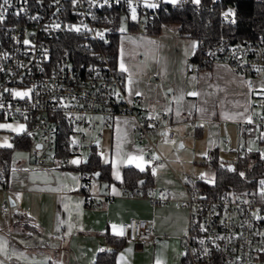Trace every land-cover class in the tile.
Returning a JSON list of instances; mask_svg holds the SVG:
<instances>
[{
  "label": "built area",
  "instance_id": "obj_1",
  "mask_svg": "<svg viewBox=\"0 0 264 264\" xmlns=\"http://www.w3.org/2000/svg\"><path fill=\"white\" fill-rule=\"evenodd\" d=\"M209 1L215 4L219 0ZM66 2L70 3L72 8L64 16L62 13L65 11ZM155 2L159 4L158 8H145L141 3L137 8V20L129 18L125 21L124 17L131 16L127 0H120L119 3L110 0L109 5H103L102 0H79L75 4L73 0H12L13 7L8 9L7 18L4 24L0 25V103L5 105L0 109V121H18L27 126V133L11 132L10 139L14 142L17 135L24 134L30 140L29 158L33 166L69 164L67 161L73 156L92 148L93 133L100 136L97 132L99 125H110L116 117L126 115L137 118V143L143 148L151 149L149 155L152 152L157 154L151 133H161L165 130V124L171 128L170 122L163 116V123L150 120V115L143 107L144 97L129 98L126 95L123 78L113 69L108 57L98 53L90 63L75 65L63 60L53 62L49 43L51 38L58 36L63 30L74 31L71 30L74 27H81L80 32L74 33L82 37L84 46L90 41L100 39L95 35L98 31H103L104 36L108 32L118 36L124 34L127 29L123 33L119 31L122 23L132 22L140 32L147 34L154 18L164 9V0ZM17 12L20 14L16 15ZM225 12L236 14V5L227 3L223 12L224 20L234 24L231 20L235 19V16L226 19ZM109 15L113 17L109 18ZM108 20L112 22L106 25ZM119 20L120 25L111 28L114 22ZM55 24H60L61 27L55 28ZM85 25L91 31L85 30ZM25 39L30 40L31 44H23ZM198 47L202 49L199 57L202 64H225L240 76L241 81H252L257 90L260 84L264 83V73L256 71V68H264V33L244 42H233L227 38H221L208 46L199 42ZM233 49L238 51L241 59L233 55ZM210 52L215 55H209ZM29 88L32 89V94L23 100L4 91ZM245 88L251 95L249 114L253 116L254 121L252 124L248 123L254 130L250 140L259 144L260 152H264V142L257 139L264 131V120L261 119V115H264V97L254 96L252 90L246 86ZM113 91L122 93L124 98L113 95ZM61 97L64 99L61 100ZM72 97L75 99H71ZM129 100L132 102L129 103ZM63 104L71 106L63 107ZM254 106L259 107L261 112H254ZM77 116H83L85 119L77 120ZM98 117L103 119H97ZM153 123L156 124L155 128L151 126ZM185 124L196 125L195 119L186 118ZM62 126L70 128L68 144L59 141L63 136ZM77 128L85 131L78 132ZM173 138L174 132L170 131L168 139ZM225 143L228 141L225 140ZM38 144L39 148L36 147ZM67 148L69 155H62ZM247 148L246 144L228 145L229 163L233 164L242 153H247ZM260 158L264 162V158ZM93 173H81V182L84 178L88 184L86 189L90 182L96 179ZM186 177L191 178L187 174L178 178L186 193L183 198H174L168 190L152 187L147 191L140 188L125 189L123 193L128 197H147L153 204L164 205L172 202L175 207L187 210L188 235L184 236L181 242L184 264H264V253L257 251L258 248L264 247V237L254 235L257 231L264 232V220H256L252 215L254 211H258L260 216H264V196L260 195L259 184L260 180H264V173L252 187L242 191L229 189L224 194L213 197L208 196L199 186L200 179L194 181L193 187ZM165 193L168 194L166 200L158 198L160 194ZM85 199L90 206H99L93 196L86 194ZM0 210L6 216L9 211L8 204L3 202ZM198 224L207 226L208 231H199ZM121 225L126 227L125 235L118 236L120 240L145 244L155 239L152 220L131 217ZM132 225L136 227L133 228ZM217 235L231 237V240H216L214 244L212 240ZM51 237L61 241L66 239L65 234ZM200 239H205V244L201 245ZM216 244H219L220 248H216ZM205 248L208 249V255L204 254ZM104 251L103 246L98 248L99 253Z\"/></svg>",
  "mask_w": 264,
  "mask_h": 264
},
{
  "label": "crops",
  "instance_id": "obj_2",
  "mask_svg": "<svg viewBox=\"0 0 264 264\" xmlns=\"http://www.w3.org/2000/svg\"><path fill=\"white\" fill-rule=\"evenodd\" d=\"M125 27L127 32L118 36V50L121 46L124 47L126 66L138 80L139 90L144 93L145 111L153 115L154 107L163 108L169 102L174 108L175 103L172 97L183 92L185 107L195 104L197 107L206 108L211 113L207 120L202 121L199 112L194 111L189 116L185 111L182 122H177L174 114L160 113L161 117H166L171 124L174 132L172 140L175 142L178 140L179 146L183 144V147L190 144L192 158L189 162L182 159L180 154L172 148L173 144H165L161 151L157 150V143L164 141V138L161 137L160 131L151 133L156 152L166 166L158 171L156 177L152 176L153 181L146 191L151 187L162 188L168 190L174 198H183L186 194L185 190L178 182L179 180L174 182V179H177L176 172L214 174L213 167L207 161L208 157H205L203 153L218 149L220 158L222 145L227 158L225 164L231 165L228 161L227 146L235 142L239 146L243 144L248 146L251 142L250 137L254 130L246 120L223 119L225 112H244L248 115L251 110L250 92L245 86H241L240 76L225 64L213 63L196 69V64L191 62L193 54L186 53L189 42H198V40L181 35L177 24L164 23L160 32L155 34L142 33L136 27L128 29L126 24ZM148 41H155L156 44L151 45ZM118 57L119 51L116 70L123 78L126 93L127 73L119 71ZM193 77H196L195 81ZM169 88L172 89L171 92L168 91ZM189 90L201 92V96L186 95ZM256 95L254 93V96ZM245 105H247L246 110ZM189 117L195 119L196 125L203 123L204 126L193 128L186 125L185 119ZM123 121H135V126L127 129V142H124L123 138V131L127 127L122 123ZM160 122H163L162 119ZM136 126L137 118L134 116H119L110 125H99L97 132L100 136L93 133L91 139L98 153H104L103 157L100 155V159L102 163L110 164L111 171L110 182L96 177L89 184L87 193L99 202V206H90L87 203L86 194L81 189V174L78 170L51 164L35 167L30 162L27 149H22L26 151L14 149L11 153L10 170L5 184H0V205L6 202L9 206L6 216L0 210V235L11 241V247L17 251L34 255L37 259L51 257L48 264H60V262L62 264H94L99 254L98 248L103 246L107 251L112 248L107 241L108 238L118 239L113 225H116L118 230L124 221L135 217L153 221L155 239L145 244L124 241L116 252L115 264H156L158 259L163 264H184L181 242L185 236L184 232H188L187 210L175 207L172 202L164 205L153 204L147 197L126 196L123 191L127 188L122 187L123 169L127 166L135 168L134 165H122L120 167L122 180L115 179V168L118 163L115 161V153L118 143L126 152L143 148L136 141ZM9 140L13 144L10 137ZM225 140L228 143H225ZM173 153L178 155L173 156ZM245 154L247 153H242L240 158ZM22 156L25 158H21ZM201 159L212 169L206 166L198 171L191 166V162L199 164L197 160ZM20 169L27 171H20ZM72 177H78V179L74 180ZM104 185L112 187H104ZM61 186L63 191L60 190ZM112 188H115V192ZM62 197H70L73 201L71 215L76 220V226L70 235H66V225L59 231L56 230L58 221L67 220L69 217V211L65 209ZM77 200L82 202L78 209L75 208ZM60 234L66 235L65 241L51 237ZM9 264H24V262L20 260L9 262Z\"/></svg>",
  "mask_w": 264,
  "mask_h": 264
},
{
  "label": "trees",
  "instance_id": "obj_3",
  "mask_svg": "<svg viewBox=\"0 0 264 264\" xmlns=\"http://www.w3.org/2000/svg\"><path fill=\"white\" fill-rule=\"evenodd\" d=\"M37 1V0H33ZM227 3H232L237 7L235 14L236 22L228 23L223 18V12ZM72 5L66 2L64 6V16L70 11ZM111 17L112 15H109ZM112 20L105 22L109 25ZM164 23H174L178 25L181 35L197 38L198 44L202 42L204 46L212 45L221 38L230 39L233 42H244L254 39L258 34L264 33V0H219L215 4H211L209 0H201L200 5H195L190 0H183L180 4L164 3L158 15L154 18L149 34L160 32ZM120 20L115 21L111 28L118 27ZM128 29L137 28L134 23L126 24ZM118 34L108 32L104 39L90 41L86 46L83 45V39L74 31L63 30L58 36L49 40L52 52V61H65L71 65L82 62L90 63L96 54H105L111 66L115 71L118 56ZM202 49L196 48L195 54L191 58V62L196 64L199 69L208 66L200 61ZM118 72V71H117ZM119 73V72H118ZM120 74V73H119ZM63 136L60 142L68 144L70 128L62 126ZM259 151L247 152L244 156L233 162L236 172L229 170V164H225L218 156V149L211 150L208 154L211 159L207 158L208 163L214 169L215 184H209L206 180H200L199 186L207 193L208 196H219L227 192L229 189L242 191L252 187L258 177L264 173V162L261 160L260 145ZM13 148L0 147V184H5V180L9 173L11 153L14 149H30V140L24 134L17 135ZM62 155L68 156V148ZM87 161L86 163L83 161ZM224 164L225 167L220 165ZM61 168L76 169L83 172H99V179L110 182L111 171L110 164L102 163L96 146L93 144L88 154L84 157L80 165H65ZM239 172H244L245 177H240ZM144 181L143 184L139 183ZM152 175L149 170L140 172L133 166H127L123 169L122 187L134 190L140 188L145 191L152 183ZM87 182L82 178L81 189L87 193ZM108 243L112 248L104 253H99L94 260V264H115V255L118 249L123 245L124 240L114 237L108 238Z\"/></svg>",
  "mask_w": 264,
  "mask_h": 264
},
{
  "label": "snow or ice",
  "instance_id": "obj_4",
  "mask_svg": "<svg viewBox=\"0 0 264 264\" xmlns=\"http://www.w3.org/2000/svg\"><path fill=\"white\" fill-rule=\"evenodd\" d=\"M79 0H73V3H78ZM116 3H119L120 0H115ZM168 3L171 4H180L183 2V0H167ZM191 3L195 4V5H200L201 4V0H190ZM103 5H109L110 4V0H102ZM130 12H131V16L130 17H124L123 19L126 21L129 18L133 21L137 20V8L139 7V5L142 3L143 6L145 8H149V9H156L159 7V4L155 2V0H127ZM13 7L12 5V0H0V25H3L6 18H7V14H8V9ZM20 13L17 12L16 15H19ZM224 16L226 19H228L229 17H234L235 13L233 12H225ZM33 19H37V17H33ZM232 23H235V19L231 20ZM55 28H60L61 25L60 24H55L54 25ZM85 28V30L91 31L90 29H87V26H83ZM76 32H80L81 31V27H74L73 29ZM120 32H125L126 31V27H121L119 29ZM96 36H98L100 39H104V32L103 31H98L95 33ZM23 44L25 45H30L31 41L28 39H25L22 41ZM149 44L151 45H155L156 42L155 41H148ZM198 47V42L195 41H190L189 45H188V51L186 54H195V49ZM119 57H118V68L119 71L121 73H127V80H126V94L129 97H133V96H143L144 93L141 92L139 90L138 87V80L134 78L133 73L130 71V69L126 66V58H125V50L124 47L121 46L119 48ZM46 50H45V55H46ZM147 55V53H146ZM209 55H215V53H209ZM233 55L236 56L238 59H241L238 55V51L236 49H233ZM153 58H155V56H153ZM246 63V61H243ZM228 71H231L230 69H226ZM61 71H63V68L61 69ZM256 71L258 73H264V68H256ZM210 75V74H209ZM193 81L196 80V77L192 78ZM241 86H246L248 89L252 90L254 93H256L257 95H260L262 97H264V83H261L259 86V89L257 90L254 87V84L252 81H247V80H242L241 81ZM5 92H8L10 95L20 98V99H27L31 96L32 94V89L29 88L28 90H24V91H14L12 89H4ZM169 92L172 91L171 88L168 89ZM113 95H116L118 97H120L121 99L124 98L123 94L117 91H113L112 93ZM0 95H2V93H0ZM186 95L188 96H192V97H199L201 96V92L195 91V90H189ZM184 96L185 93L180 92L177 96L172 97V101H174L175 103V107L173 108L172 103L169 102L168 105H166L163 108L160 107H154L152 109V113L153 115L149 116L150 120L153 121H161V112H165V113H169V114H174V116L177 119V122H182L183 120V113L186 111L188 112V115L191 116L192 113L195 112H199L200 113V119L203 120H207L209 115H211V113L208 112V110L204 107H197V105L193 104L191 105V107H185L184 105ZM64 98L61 97V100H63ZM71 99H75V97H72ZM132 100H129V103H131ZM71 105L69 104H63V107H70ZM5 105L0 103V109L4 108ZM82 107V106H81ZM245 110L247 109V105L244 106ZM15 111H20V109H15ZM75 119L77 120H83L85 119V117L83 116H77L75 117ZM97 119H103L98 117ZM223 119L225 120H239V119H244L246 120L247 123L252 124L254 123L253 121V116L251 114L249 115H245L244 112H235V113H228L225 112L223 114ZM261 119L264 120V115H261ZM125 126V129L123 131V138H124V142H127V136H128V127H132L135 126V121H123L122 122ZM163 123V122H162ZM152 127H156V124L153 123L151 125ZM193 128L194 127H203L204 124L201 123L199 125H191ZM0 129H10L12 132H17V133H27V126L23 123H20L18 126H13L10 123H0ZM76 131L78 132H84V129L81 128H77ZM170 131H173L171 128H168L165 124V130L161 131L160 135L162 137H164V143H170V144H174L175 140H171L168 139V133ZM177 132L179 131L178 129L176 130ZM257 139L260 140H264V132H261L260 135L257 137ZM73 143H75V140L72 141ZM214 142V141H213ZM97 144H99V141L97 140ZM0 147H5V148H13V144L5 141L3 143H0ZM37 148L40 147V145L36 146ZM181 148H183V144L180 145ZM259 151V149H257ZM248 152H252L253 148L252 147H248L247 148ZM149 152H151V149L149 148H139L136 149L135 151H124L122 149V147L120 146V144L118 143L117 145V149H116V153H115V161L118 162L116 164V168H115V179L116 180H122L121 174H120V167L122 165H134L136 169H138L140 172H145L146 170L150 169L151 175L156 177L158 174V171L163 170L166 166V163L162 161L161 156L156 154L155 152H152L151 155H149ZM99 155H101L103 157L104 153L101 152L99 153ZM203 155L205 157H208L209 159H211V157H209V154L207 152L203 153ZM261 156L262 158H264V152H261ZM21 158H25V157H21ZM81 159L80 158H73L69 161H67V163H70L72 165H80L81 164ZM83 162H87L86 160ZM221 167H225L224 164L220 165ZM229 170L232 172H236L235 167L232 166H228ZM20 171H27L26 169H20ZM45 175H47V173H45ZM94 176L98 177L100 176L99 172H95L93 173ZM238 175L240 177H245V173L244 172H239ZM207 178V182L209 184H215V177L214 174L211 173H200V174H196L193 173L191 178L189 179L188 177H186V179H189V182L192 183V186L195 187V183L194 181L196 179H200V180H204ZM72 179H78V177H72ZM141 184L144 183V181H140ZM260 184V195L264 196V180H260L259 181ZM104 187H109L111 188V185H104ZM61 191H63V186H61L60 188ZM71 190H75V189H71ZM112 191L115 192V188H112ZM118 194V193H117ZM153 195H156L155 193H153ZM159 199L161 200H166L168 198V194H160L158 196ZM238 199V198H237ZM62 201H64V206L65 209L69 211V217L67 220L61 219L58 221L57 224V231H59L62 227H64L66 225L67 227V232L66 235H70L71 232L73 231L74 227L76 226V220L73 218V216L71 215V211H72V207H73V201L70 197L65 198L62 197ZM82 203L81 201H75V208L78 209L79 204ZM245 203H248V201H245ZM253 218L256 220H264V216H260L258 214V211H254L252 213ZM34 227H39V225H34ZM125 227L124 225L119 226V229L117 230V226L113 225V229L116 230V235L118 236H124L125 235ZM131 227L135 228V225H132ZM198 230L201 232H207L208 228L205 225H197ZM249 227H252V225H249ZM29 235H32V233H29ZM184 235L187 236L188 232L185 231ZM254 235H258L261 237H264V232H260L257 231L254 233ZM216 240H231V237L228 236H220L217 235L213 240L212 243L215 244ZM199 243L201 245L205 244V239H200ZM251 243V241H249V244ZM216 248H220L219 244L215 245ZM130 251V249H129ZM204 254L208 255V249L205 248L204 250ZM257 251L264 253V247H260L257 249ZM51 259V257H47L44 259H37L34 255L28 254L26 252L23 251H17L16 249L11 247V241H9L6 237L0 235V264H9V262H15V261H20L23 260L24 264H48V261ZM240 258L238 257L237 260H239ZM121 260H123V255H121ZM60 264H62V262H60ZM156 264H163V262L161 260H157Z\"/></svg>",
  "mask_w": 264,
  "mask_h": 264
},
{
  "label": "rangeland",
  "instance_id": "obj_5",
  "mask_svg": "<svg viewBox=\"0 0 264 264\" xmlns=\"http://www.w3.org/2000/svg\"><path fill=\"white\" fill-rule=\"evenodd\" d=\"M122 27H125V24L124 23H122ZM19 91H24V89H21ZM253 111L256 112V113H260L261 112L260 108L257 107V106H254L253 107ZM0 123H10L13 126H18L21 122L11 121V120H2V121H0ZM11 132L12 131L10 129H0V143H3L5 141H7V142L10 143L9 137H10V133ZM15 133H17V132H15ZM179 143L180 142L178 140H176V142L173 144V147L172 148H174L178 152V154H180V156L182 157V159H184L185 161H188L189 162L190 159L192 158V153L190 151V149H191L190 144L188 143V144H186V147L181 148L179 146ZM235 143L234 144L231 143V145H236ZM165 144H168V143H164L163 141L162 142H158L157 143V150L159 149L161 151L163 149V146H165ZM247 147H252L253 148V151L252 152H257L258 151L257 149H259V146L258 145L253 144L251 142L248 143V146ZM17 150L26 151V150H22V149H18V148H17ZM88 151L89 150H84V151H82V153L80 155H76V156L72 157V159L73 158H80V159H82L83 156H86V154H88ZM178 154L173 153V156L178 155ZM219 155H220V159L223 161V163H227V161H226L227 158H226L225 148H223L222 145L220 147V154ZM202 161L203 160L201 159V160H197V162H199V164H193L192 162L190 164H191V166H193L194 168H196L198 171H201L202 170V167H206V166L207 167H210V169H212V167L208 163H206L205 161H203V162ZM200 162H202V164ZM176 173H177V179H174V182H175V180L178 181V178L181 177L183 174H187L189 176H192V173H190L189 171H183V172L180 171V172H176ZM205 180L207 181V178Z\"/></svg>",
  "mask_w": 264,
  "mask_h": 264
},
{
  "label": "water",
  "instance_id": "obj_6",
  "mask_svg": "<svg viewBox=\"0 0 264 264\" xmlns=\"http://www.w3.org/2000/svg\"><path fill=\"white\" fill-rule=\"evenodd\" d=\"M39 145V144H38ZM181 145V144H180ZM230 166H232L233 167V164H231ZM140 183V182H139Z\"/></svg>",
  "mask_w": 264,
  "mask_h": 264
}]
</instances>
